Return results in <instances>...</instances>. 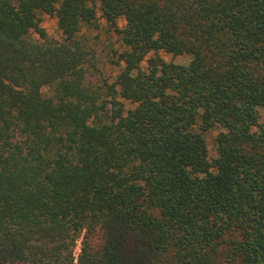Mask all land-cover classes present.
Segmentation results:
<instances>
[{"label": "trees", "instance_id": "trees-1", "mask_svg": "<svg viewBox=\"0 0 264 264\" xmlns=\"http://www.w3.org/2000/svg\"><path fill=\"white\" fill-rule=\"evenodd\" d=\"M263 113L264 0H0V264H264Z\"/></svg>", "mask_w": 264, "mask_h": 264}, {"label": "rangeland", "instance_id": "rangeland-1", "mask_svg": "<svg viewBox=\"0 0 264 264\" xmlns=\"http://www.w3.org/2000/svg\"><path fill=\"white\" fill-rule=\"evenodd\" d=\"M43 25L46 28L49 37L57 38L59 36L55 21L45 18V22ZM97 34L100 35V38L97 40L98 45L95 46L97 50L98 62L96 68L91 69V72L88 77V83L91 86H98L99 84L105 83L104 81L106 80L111 83L113 81V77H115L120 71V67H116L111 63V59H113V57L110 48L108 47V44L110 42L108 41V36L104 33V31L100 33L99 31L95 30L90 34L91 39ZM111 42L115 43L113 48H120L117 38H112ZM160 55L166 62L179 65H188L191 60V57L187 55L173 56L165 52H161ZM262 121L264 122V113ZM219 133L220 130H213L206 135L211 156H214L215 139ZM77 252H80L79 248Z\"/></svg>", "mask_w": 264, "mask_h": 264}]
</instances>
